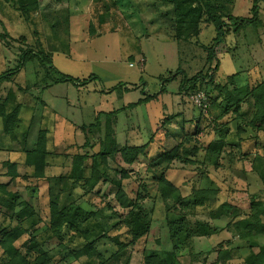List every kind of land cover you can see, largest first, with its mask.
Segmentation results:
<instances>
[{"label":"rangeland","instance_id":"1","mask_svg":"<svg viewBox=\"0 0 264 264\" xmlns=\"http://www.w3.org/2000/svg\"><path fill=\"white\" fill-rule=\"evenodd\" d=\"M135 1V5L121 8L116 18L106 11L109 15L105 14V19L96 20L93 0H39L35 15L24 18L18 14L17 6L11 1L0 0V78L12 74L22 64V54L26 59L24 67L15 75L16 79L12 82L7 80L0 88V99L10 94L11 101L20 105L18 117L21 122L16 132L17 144L10 143L6 136L1 138L0 148H7L8 152L0 151V166L8 160L21 164L25 157L22 149L31 150L40 132H47L48 151L56 154L48 158L46 175L52 179L49 188L39 185L33 193L31 190L25 192L23 187L19 191L44 219L47 217L49 199L61 197L60 204L63 206L82 198L78 205L81 204L84 213L77 222L78 232L73 234L72 248L78 249L83 244V232L86 230L98 235L104 228L107 240L113 236H125L124 231L117 227L124 210L114 200V187L107 189L108 184H103L90 197H84L83 192L77 189L67 192V184L58 180L61 175L70 174L72 159L70 156L65 158V152L71 156L76 153H94L82 148L84 136L81 127L93 124L98 116L106 126L111 118L114 126L112 133L118 149L140 146L147 143L154 132H163L161 123L164 118L183 114L182 118L189 120L195 114L196 105L191 95L180 93L185 78L189 80L197 74L207 76L218 62L219 70L215 73L218 83L232 82L233 76V81L239 87L254 86L264 80V2L259 6L258 22L245 24L240 30L230 27L232 30L229 34L225 33V24L224 37L220 36L219 43H215L219 31L203 21L197 37L188 41L185 37L180 41L173 39L170 36L173 31L170 23L161 17L167 9L161 8L159 11L160 8L149 2L137 11L140 0ZM230 1L231 16L243 20L253 18V0ZM212 48L216 52L214 60L210 62L208 56ZM29 50L36 54H42L44 50L51 55V68L43 67L36 60L28 61L26 51ZM62 77L73 78L75 82H61L59 79ZM148 96L153 97L150 102L137 104ZM181 120L179 118L178 123H173L166 130L180 129L183 126ZM201 120L203 127L209 124ZM1 124L0 136L3 133ZM64 131L66 139L63 138ZM211 137L206 135L202 139L207 143ZM259 144L264 148V135L260 137ZM221 164L217 171L213 167L205 168L203 174L206 173L208 177L203 179L198 174L199 169L176 164L175 170L167 173V178L180 188L183 196L189 195L193 184L200 182L201 186L208 187L215 183L222 190L224 199L243 213L249 212L253 196L264 203L263 185L255 173L249 171L242 174L243 163H230L228 158ZM111 167L112 170L128 168L123 163L120 167L113 164ZM140 167L136 166L134 172L142 171L143 167ZM2 172L7 171L3 169ZM86 174L89 175L88 170ZM0 184L15 188L11 178L5 175L0 177ZM123 184L128 193L138 186L132 180L124 181ZM146 184L149 197L142 203L144 211L154 205L152 199L157 191L155 180H147ZM129 197L134 196L129 193ZM104 202H112V210L106 208ZM96 210L101 211L95 217L90 216ZM196 219L208 221V217L203 214ZM32 221L33 218L25 221V228H30ZM226 223V220L213 222L219 228H224ZM43 224L38 227H43ZM97 226L102 227L100 229ZM35 229L37 226L33 229L34 233ZM229 239H232V233L225 229L210 241L195 239L192 252L209 254L213 247ZM26 240L27 237L24 238ZM235 241L239 244L237 239ZM55 245L49 242L45 248ZM98 249L104 258L115 255L117 250L109 241L100 243ZM145 249L157 251L152 244ZM183 249L178 253V261L190 264V251ZM143 251V243L134 249L130 245L118 261L113 260L110 264H141ZM57 252L60 254L54 247L49 255L55 257ZM238 254L240 257L237 256L238 259L230 264L243 263L247 252L242 250ZM204 255L192 264H202ZM209 255L213 261L216 255ZM67 256L62 252L60 259L65 260ZM86 260L61 264H85Z\"/></svg>","mask_w":264,"mask_h":264},{"label":"trees","instance_id":"2","mask_svg":"<svg viewBox=\"0 0 264 264\" xmlns=\"http://www.w3.org/2000/svg\"><path fill=\"white\" fill-rule=\"evenodd\" d=\"M6 1L16 5L18 14L23 18L35 15L39 9V0ZM93 2L94 17L99 20L105 19V14L116 18L121 8L129 7L130 4L135 5L136 1L93 0ZM149 2L157 9L160 8L159 11L161 8L167 9L161 17L170 23L171 31L173 30L170 36L173 39L180 41L185 37L188 41L197 37L203 21L219 31L218 37L214 40L215 43H219L221 37L225 35L223 29L225 24L227 27L225 33L229 34L232 29L240 30L245 24L258 22L259 6L264 0H253L251 8L253 18L249 20L230 15L232 5L230 0H140L136 10L140 11V8L147 6ZM210 50L208 59L212 62L216 49ZM26 52L28 61L36 60L43 67L51 68V55L44 50L42 54H36L33 50ZM22 55V64H19L12 74H5V78H0V88L7 80L12 82L16 79L15 75L26 62L24 54ZM218 70L217 62L215 69H210L207 76L197 74L189 80L187 78L183 80L180 93L191 95V98L201 96L205 100V105L198 106L194 102L195 114L190 116L189 120L182 118L183 114L164 118L161 123L163 132L159 133L160 130L154 132L147 143L118 149L115 135L112 133L114 126L111 118L105 126L98 116L93 124L81 127L84 136L82 148L90 149L94 153L92 155L89 152L76 153L72 156L64 153L65 158L70 156L72 159L71 170L69 175H61L58 180L67 184V192L77 189L83 192L84 197H90L103 184H108L107 189L110 187L116 189L114 200L124 210L121 223L117 226L119 230L124 231L123 237L113 236L107 240L106 230L101 229L102 226H97L101 233L95 235L86 230L83 232V244L78 249L72 248L73 234L78 232L77 222L84 213L81 204L78 205L82 198L63 206L60 204L61 197L56 200L49 199L46 219L41 218L36 207L24 199L19 188L23 187L25 192L31 190L33 193L39 185L49 188L52 181L46 175V168L49 165V156L55 157L56 154L48 151L46 131L40 132L31 150L25 147L22 149L25 157L21 164L11 160L2 163L0 177L3 175L10 177L15 188H10L9 184H0L2 222L0 264H61L82 259H87L85 264H110L113 260L118 261L130 245L134 249L142 243L144 251L141 264H180L178 253L182 248L190 251L188 256L192 264L199 260L198 257L204 255L202 252H192L193 241L195 239L210 241L224 229L232 233V239L213 247L210 253L216 255L215 259L211 261L210 253L206 254L202 264H230L238 259L237 256L240 257L238 253L242 250L247 252L242 264H264V203L253 196L249 212L243 213L240 208L224 199L222 190L215 183L209 184L208 187L201 186L200 182L193 184L189 195L183 196L180 188L167 178V173L175 170L176 164L195 167L199 169L198 174L202 179L207 178L208 175L203 174L205 168L213 167V170L217 171L222 165L221 161L228 158L230 163H243L242 174L245 175L249 171L255 173L264 189V148L259 144L260 137L264 135V80L254 86L239 87L233 81L235 77L233 76L232 82L222 84L215 81V73ZM46 78L48 80L49 76ZM59 81L75 82L70 77H62ZM20 90L22 91V88ZM152 98L148 96L137 104L148 103ZM11 100L13 99L10 98V94L6 95L5 99H0V123L3 132L0 141L6 136L10 143L17 144L16 132L21 123L18 117L20 105ZM179 118L182 119L183 125L180 129L166 130L173 123H178ZM201 119L209 124L203 127ZM65 135L67 136L66 131L64 139ZM206 135H212L207 143L202 139ZM175 136L178 138H174ZM7 150L0 148V151ZM122 163L128 168L112 170L111 164L120 167ZM136 166L143 167V170L134 172ZM3 169L7 172H2ZM87 170L89 175L86 174ZM131 180L138 183L136 188L129 191L133 198L129 197L123 184L124 181ZM147 180L157 182V191L152 199L154 205L146 212L142 203L149 197ZM104 205L112 210V202H104ZM98 211L100 213L101 210L92 211L90 216L95 217L99 214ZM202 214L208 217V221L196 219ZM31 218L34 220L30 224L31 229L25 228V221ZM224 220L227 221L224 228L213 224ZM42 223L43 227L39 228ZM35 226L37 229L34 233ZM25 237L28 240L24 241ZM107 241L113 243L117 250L114 252L115 255L104 258L98 245ZM49 242L53 245L56 243L54 247L60 254L57 252L55 257L49 255L54 248L53 246L45 248ZM150 244L155 245L157 251L145 249ZM62 252L68 255L67 259H60Z\"/></svg>","mask_w":264,"mask_h":264},{"label":"built area","instance_id":"3","mask_svg":"<svg viewBox=\"0 0 264 264\" xmlns=\"http://www.w3.org/2000/svg\"><path fill=\"white\" fill-rule=\"evenodd\" d=\"M193 100H195L198 106H202L203 104H205V100L201 96L194 97Z\"/></svg>","mask_w":264,"mask_h":264}]
</instances>
